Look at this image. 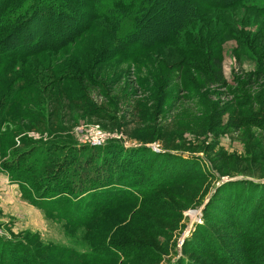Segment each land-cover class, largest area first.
Wrapping results in <instances>:
<instances>
[{
  "label": "rangeland",
  "instance_id": "1",
  "mask_svg": "<svg viewBox=\"0 0 264 264\" xmlns=\"http://www.w3.org/2000/svg\"><path fill=\"white\" fill-rule=\"evenodd\" d=\"M35 23L34 33L42 29L41 21ZM206 24L220 28L221 43L205 50V58L221 60L224 86L204 81L195 88L202 82L196 71L186 69L179 79L174 80L175 73L165 79V52L160 61H149V54L113 58L99 65L93 79L88 77L90 65L85 71L74 64L69 50L0 60V235L24 239L42 251L48 264H75L87 253L103 259L120 256L103 264H230L232 256L236 264L258 261L264 250V189L259 198L260 189L246 184L230 188L239 204L226 213L216 211L210 196L223 182L264 185V20L240 8L209 13ZM91 32L83 52L102 46L99 31ZM79 41L78 49L84 40ZM131 48L125 53L135 55ZM169 56L168 64L182 57L175 52ZM163 79V87H172L161 88L160 99L153 87ZM95 138L96 145L88 144ZM112 142L124 150L102 151ZM50 155L52 163L45 164ZM104 156L107 179L116 175L118 181L108 197L119 193L124 202L97 217L86 235L78 225L83 218L74 222L75 216L69 220L51 210L61 208V198L39 195L42 177L27 173H33L37 161L43 170L52 168L49 173L34 168L47 177L67 158L72 166L62 169L56 188L62 192L71 186L72 191L80 169L96 170V157ZM248 188L250 203L257 206L256 221L246 229L239 227L238 209L242 211ZM97 205L80 202L76 213L87 215ZM101 245L108 248L106 254L96 252ZM61 247L66 248L62 255ZM220 250L230 256L221 258Z\"/></svg>",
  "mask_w": 264,
  "mask_h": 264
},
{
  "label": "trees",
  "instance_id": "2",
  "mask_svg": "<svg viewBox=\"0 0 264 264\" xmlns=\"http://www.w3.org/2000/svg\"><path fill=\"white\" fill-rule=\"evenodd\" d=\"M256 2L250 4L247 0H0V60L9 63L20 58L36 55L44 50L55 54H58L61 49L69 50L70 54L75 55L73 57L74 64L80 67L83 66L85 71L87 70L86 67L90 65V75L88 77L93 79V74L98 72V67L113 58L119 56L134 58L138 55L149 54L153 58L150 60L148 58L149 61H160L163 59L162 52H165L164 61L166 65H169L167 70L169 75L166 74L165 79L172 75L171 73L176 74L174 80L179 79V75L181 76L186 69L188 73L196 71L198 82L199 80L202 82L200 85L197 84L195 88L202 87L204 81L207 84H221L224 86L221 60L216 57L213 58V56V59L209 60L207 59L209 56L205 52V50H211L221 43L220 28L212 30L207 24V27H204L206 26V15L218 11H238L242 8L246 11H255L264 20V0L263 2L256 0ZM81 18L84 20L81 21ZM36 20L41 21L42 29L34 33L31 32V28L33 29L32 25L36 24ZM101 29L103 33L100 31ZM94 30L99 31L102 35V46L99 51L94 52L91 48L83 52L84 45L88 42L89 35H94V32H91ZM81 39L84 41L78 45L79 50L77 43L79 44ZM52 41H55V44H52ZM66 43L69 45L67 46ZM129 47H132L130 50L134 51L135 55L131 52L125 53L129 50ZM174 52L182 57L178 58V61H175L176 63L168 64L172 58L169 55H173ZM154 53H159L161 58H155ZM199 58L202 64L196 61ZM154 65L159 69V65ZM85 71L83 74L86 73ZM258 72H260L259 69ZM71 76L73 77V75ZM165 79L159 85L153 87L154 89L157 87L156 95L162 91L161 88L168 89L172 87V83L169 84L168 88L163 87ZM261 95L264 96V88ZM158 96L161 99V94ZM15 102H18V100L16 99ZM109 147L124 150L121 144L112 142L104 145L102 151L105 152L104 149H109ZM96 158L100 159L97 169L90 170L87 173L84 172L85 170L80 169V172L77 173L79 177L72 191L71 186L62 192L59 188H56L63 170L72 166V164L68 166L65 162L67 158H63L59 163L60 167L47 177L41 176V173H35L34 168L39 167V163L36 164L37 161L33 162V171L30 167L25 169L33 172H31L33 175L27 173L28 177H42L40 183L44 184V187L39 195L49 198H61V208L59 209V206H56L51 210L56 211L57 209L58 214L69 220H72V215L75 216L74 222L83 218L78 225L82 224L81 226L86 235H89L92 231L91 225L97 217L99 218L103 213L124 202L119 193L115 195L116 198L108 197V194L115 191L113 188L117 186L118 181H116V175L113 179H107L109 173L107 174V167L104 165L105 156ZM52 160L53 156L50 155L44 157L43 162L45 164L47 162L52 163ZM96 162L97 160L93 164ZM86 168L88 169V166ZM39 169L45 173L52 171V168L47 166L44 170L40 167ZM159 172V168L154 171L153 176L156 181L159 179ZM66 177L74 180L70 175ZM68 183L72 184L70 181ZM125 183L129 184L130 182L123 181L124 185H126ZM147 184H151V182L148 180ZM239 184L251 186L254 191L260 189L257 194H259V198L263 196L262 188L264 189V185L251 181L223 182L215 188L213 196H210L211 200L214 201L213 205L216 207L217 212L226 213L228 210L230 211L232 204H239L238 198L234 196L235 192L232 196L229 190L230 188L234 190ZM249 191L250 188H248L247 194L241 203L243 204L242 211L238 209V215H240L239 227L243 228L246 225V229L252 227L250 223L254 224L256 221L254 211L257 203H253V205L250 203ZM92 196L97 198L94 199ZM93 200L98 205L97 207L92 206L91 210L86 212L87 215L76 213L80 210L77 208L80 202L86 205L94 202ZM261 202H263V198L258 201V204H261ZM235 208L237 209V207ZM65 218L59 217L60 220H65ZM65 249V247L58 249L60 255L66 252ZM95 250L96 252L100 251L101 255L106 254L105 251L108 248L101 245ZM219 252L222 254L221 258L230 256L228 251L220 250ZM41 254L40 249H35L24 239L12 240L0 235V264H48L41 259ZM106 255L103 259L91 257V253H87L85 256H79L75 260V264L112 263L120 257L113 254ZM258 256V261L256 258L255 263H253L256 264L257 261V264H264V250ZM262 256V261H260ZM229 259L232 260L230 264H236L233 256Z\"/></svg>",
  "mask_w": 264,
  "mask_h": 264
},
{
  "label": "built area",
  "instance_id": "3",
  "mask_svg": "<svg viewBox=\"0 0 264 264\" xmlns=\"http://www.w3.org/2000/svg\"><path fill=\"white\" fill-rule=\"evenodd\" d=\"M99 138H101V137H99ZM97 139H98V138H95V139H93L92 141H89L88 144L96 145L97 143H95V142H98ZM101 142H103V140H101L100 143H101ZM98 145H99V143H98Z\"/></svg>",
  "mask_w": 264,
  "mask_h": 264
},
{
  "label": "water",
  "instance_id": "4",
  "mask_svg": "<svg viewBox=\"0 0 264 264\" xmlns=\"http://www.w3.org/2000/svg\"><path fill=\"white\" fill-rule=\"evenodd\" d=\"M219 186V185H218Z\"/></svg>",
  "mask_w": 264,
  "mask_h": 264
}]
</instances>
